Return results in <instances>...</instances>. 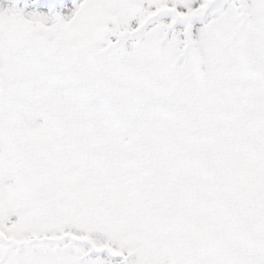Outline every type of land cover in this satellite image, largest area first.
Instances as JSON below:
<instances>
[{"label": "snow or ice", "instance_id": "obj_1", "mask_svg": "<svg viewBox=\"0 0 264 264\" xmlns=\"http://www.w3.org/2000/svg\"><path fill=\"white\" fill-rule=\"evenodd\" d=\"M0 264H264V0H0Z\"/></svg>", "mask_w": 264, "mask_h": 264}]
</instances>
